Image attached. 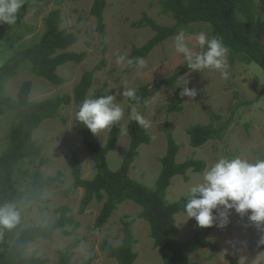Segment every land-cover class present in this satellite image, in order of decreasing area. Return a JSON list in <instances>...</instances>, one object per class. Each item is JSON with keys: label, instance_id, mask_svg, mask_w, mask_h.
Listing matches in <instances>:
<instances>
[{"label": "rangeland", "instance_id": "obj_1", "mask_svg": "<svg viewBox=\"0 0 264 264\" xmlns=\"http://www.w3.org/2000/svg\"><path fill=\"white\" fill-rule=\"evenodd\" d=\"M162 0H106L103 13L104 35L98 30L97 19L90 14L93 0H24L25 11L17 16L13 25H7L8 41L0 45V66L9 56L21 48L39 40L44 30V20L55 9L61 12V27L72 32L77 42L68 51L86 52V59L80 64L66 63L58 68V75L64 79L60 86H52L45 79L33 75L28 68L20 70L11 77L4 86V94L15 99L22 82L32 84L29 99L39 101L58 95H72L73 88L85 71H92L101 59L105 66L94 75V82L89 95H100L103 90L116 97V102L124 104V114L118 124V140L116 148L107 157V165L111 171L119 167L129 143L127 124L132 116V109L151 121L146 132L151 137L148 145H141L139 156L129 169L131 179L152 187L161 170L160 159L167 147L166 133L170 132L179 146L176 162L187 159L202 160L206 167L211 166L221 155L239 156L254 160L264 155V95L258 98L264 84V72L254 63L235 62L229 64L230 76L221 77L219 72L205 69L193 76L191 71L186 76L187 87L195 88L197 96L193 99L184 97L182 110L170 112L168 106L175 102L173 91L168 86L148 100L144 105H131L128 98L120 92L125 88H138L154 81L171 76L175 71L186 66L183 56L173 47V37L183 29L194 52L202 51L196 44L195 36L200 31H208L209 24L181 25L176 28L175 35L163 41L144 59L145 67H137L130 73L127 65L116 63L118 55L129 54L133 47H141L153 35L149 27L136 28L134 23L144 16L165 27H174L176 23L170 14L162 11ZM211 36V30L209 32ZM259 40L264 42V15L259 22ZM181 89L179 88V91ZM76 107L71 102L62 106L55 118L44 120L33 132V140L42 146L41 158L46 163L41 168L44 178L54 177L62 173V183L56 187L45 188L41 198L35 201L22 199L20 210L23 214V226L27 228L39 224L53 223L58 214L55 209L67 206L70 216L78 223L71 236L64 237L55 233L51 241L36 240L29 245L26 255L34 256L42 264H56L57 252L72 247L74 256L70 264H81L93 258L92 264H117L107 259L99 250L103 240L113 246L120 245L122 222L133 220L132 234L135 240L133 250L137 254L134 264H162L160 252L153 247L149 226L138 219L141 208L131 201L118 206L108 223L100 232L92 227L101 207V203L92 202L83 215L77 210L83 196V190L77 189L66 193L71 188L72 176L65 164V153L69 149L77 152L81 163L82 179H92L96 173L80 136L73 132ZM14 114L8 111L0 117V155L6 147V135L13 126ZM211 125L218 131L217 136L201 148L194 149L189 145L186 130L194 125ZM112 127V126H111ZM110 129L94 135L100 145H104ZM22 168L28 170L27 164ZM32 169V168H31ZM30 169L28 170V172ZM186 181L175 176L167 189L165 200L174 203L187 197L191 186L202 181V174L189 171ZM20 191L28 185V174L18 173L15 179ZM229 223L224 229L211 233L210 239L222 251L214 255L206 249L191 254L189 260L193 264H229V256L238 257V264H264V251H251L249 245L257 239V229L249 226L247 214L241 216L230 211ZM178 228L177 240L183 243L193 237L196 232V221L187 218L186 214L175 216ZM73 225L68 226L72 230Z\"/></svg>", "mask_w": 264, "mask_h": 264}, {"label": "trees", "instance_id": "obj_2", "mask_svg": "<svg viewBox=\"0 0 264 264\" xmlns=\"http://www.w3.org/2000/svg\"><path fill=\"white\" fill-rule=\"evenodd\" d=\"M106 0H93L90 14L98 22V30L104 35L103 13ZM162 11L170 14L176 26L165 27L158 25L152 19L144 16L134 23L136 28L149 27L154 35L141 47H133L129 58H147L151 51L163 41L175 35L176 28L181 25L209 24L211 36L222 39L230 49L228 54L229 64L235 62L254 63L264 72V42L259 40V22L264 15V0H162ZM23 6L18 15L24 13ZM62 18L59 9L52 10L44 20V30L38 41L21 48L13 53L0 66V117L8 111L14 114V123L6 135V147L0 155V205L14 203L20 211L19 222L12 228L0 227V264H42L34 256L27 257L26 252L30 244L36 240L51 241L55 233L64 237L71 236L78 223L69 215L70 209L61 206L55 209L58 218L50 224H39L22 228L23 214L20 210L22 199L27 201L39 200L45 188L56 187L62 183V173L54 177L44 178L41 168L46 161L41 158L42 146L33 140V132L47 119L55 118L62 106L71 102L76 107L86 97L95 98L97 94L89 95L94 82V75L105 66L101 59L92 71L82 73L79 82L73 88L72 95L63 94L39 101H31L29 95L32 84L30 81L22 82L15 99L4 94L7 80L15 76L26 67L31 74L45 79L52 86H60L64 79L58 75V68L66 63L80 64L86 52L68 51L77 42L74 33L61 27ZM8 41L7 25H0V45ZM136 67L127 66L126 72L130 73ZM187 65L175 71L171 76L150 84L136 88L139 101L128 99L131 105L144 106L153 98L163 86H168L173 91L175 102L168 107L170 112H180L184 97L179 96V88L175 89L177 77L190 73ZM198 72H194L195 76ZM264 95V84L258 98ZM72 130L82 140L89 159L96 171L92 179H82L81 163L75 150L69 149L65 153V164L72 176V190L82 189L83 196L80 200L77 214L83 215L92 202L101 203L98 215L92 227L94 232H100L115 213L118 206L125 201H131L141 208L138 219L144 220L149 226L150 238L153 247L160 252L162 264H193L189 258L191 254L206 249L212 255L222 249L215 244L210 235L221 230L213 227H197L193 237L183 243L177 240L178 228L175 216L184 212L186 198L177 202L168 203L165 200L166 192L175 176H181L186 181L189 171L202 174L206 164L202 160L187 159L182 163L176 162L179 146L170 132L166 133L167 147L164 156L160 159L161 170L152 187L143 185L129 176V169L139 156V147L148 145L151 137L146 129L130 119L127 124L129 143L125 155L115 171L108 168L106 157L117 145L118 124L115 123L110 130L104 145H100L94 136L83 124L74 119ZM218 131L211 125H194L186 130L189 145L194 149L201 148L208 141L217 136ZM26 163L24 170L22 164ZM32 168V169H31ZM28 174V185L20 191L15 183L17 174ZM73 225L72 230L68 226ZM133 220L122 222L123 239L118 246L111 245L103 240L99 250L107 259H113L117 264H134L137 254L133 250L135 243L132 234ZM264 232L257 230V239L249 245L251 251H264V244L259 240ZM56 264H70L74 252L72 247H66L57 252ZM229 264H238V257L229 256ZM93 258L81 264H92Z\"/></svg>", "mask_w": 264, "mask_h": 264}, {"label": "clouds", "instance_id": "obj_3", "mask_svg": "<svg viewBox=\"0 0 264 264\" xmlns=\"http://www.w3.org/2000/svg\"><path fill=\"white\" fill-rule=\"evenodd\" d=\"M24 5V0H0V25H13L17 15ZM208 31L196 34V44L202 50L194 52L190 47L189 39L183 29L173 37L175 51L183 56L188 69L201 72L211 69L219 72L222 78L230 76L228 54L230 49L222 39L209 35ZM118 65L126 64L129 67L142 69L145 67L143 58H128L126 54L118 55ZM190 71V72H191ZM186 76L177 77L176 88H180L179 96L195 98L197 90L187 87ZM135 88H125L120 92L122 97L139 101ZM124 114V104L116 102V97L103 90L95 98L86 97L76 111V119L81 122L92 134L110 129L119 122ZM131 118L139 126L147 129L151 121L132 109ZM244 216L247 214L249 226L264 232V155L254 160L221 155L202 173V181L194 184L187 192L184 203V212L187 218H194L197 227H217L224 229L229 223L230 211ZM20 218V211L14 203L0 205V227L12 228ZM264 244V236L259 240Z\"/></svg>", "mask_w": 264, "mask_h": 264}]
</instances>
